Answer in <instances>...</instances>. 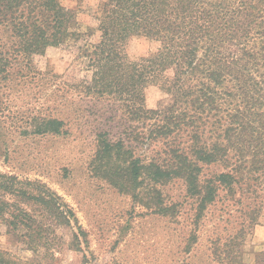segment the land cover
Segmentation results:
<instances>
[{
  "label": "trees",
  "instance_id": "trees-1",
  "mask_svg": "<svg viewBox=\"0 0 264 264\" xmlns=\"http://www.w3.org/2000/svg\"><path fill=\"white\" fill-rule=\"evenodd\" d=\"M78 14L57 0H0V117L22 119L10 109L12 89L47 78L38 59L67 49L72 69L83 66L87 79L58 90L108 96L120 109L105 118L97 153L124 156L122 172L150 187L157 214L177 213L163 193L173 180L196 198L197 219L220 192L248 194L264 174V0H102L89 21ZM137 37L155 48L129 56L128 41ZM151 84L169 94L167 106H145ZM25 119L28 134H60L70 122ZM109 120L119 124L115 138ZM212 165L220 170L203 175ZM0 233L31 252L0 251V264H48L56 249L79 250L82 241L75 213L54 190L2 171Z\"/></svg>",
  "mask_w": 264,
  "mask_h": 264
},
{
  "label": "rangeland",
  "instance_id": "rangeland-1",
  "mask_svg": "<svg viewBox=\"0 0 264 264\" xmlns=\"http://www.w3.org/2000/svg\"><path fill=\"white\" fill-rule=\"evenodd\" d=\"M57 1L77 10L80 20L87 22L102 0ZM155 46L142 37L132 38L126 52L135 57ZM72 60L67 49L50 50L38 59L47 78L20 92L14 88L9 96L11 111L18 118L22 114V119H12L11 113L0 117V171L44 182L72 208L81 228L80 249L62 246L48 264H264V174L252 181L248 194L220 192L198 219L196 198L185 192L182 181L173 180L163 193L167 202L177 204V213L157 214L155 205L148 202L150 187L145 188L141 178L129 180L122 172L124 156L108 158L97 153V136L107 128L105 118L110 113L118 117L120 109H111L116 106L112 103V107L108 96L96 100L74 87L58 90L64 81L70 85L87 79L83 66L72 69ZM62 91L66 93L63 98ZM170 102L159 85L145 88L147 108ZM33 114L70 122L60 134H28L31 125L24 120ZM107 123L113 127L110 136H118L119 124ZM218 170L219 166L212 165L203 175ZM67 233H63L66 239ZM0 251L31 256L13 236L4 233H0Z\"/></svg>",
  "mask_w": 264,
  "mask_h": 264
}]
</instances>
